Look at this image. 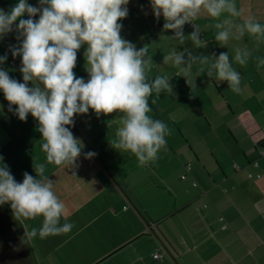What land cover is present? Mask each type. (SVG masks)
<instances>
[{
	"label": "crops",
	"instance_id": "0c3cea01",
	"mask_svg": "<svg viewBox=\"0 0 264 264\" xmlns=\"http://www.w3.org/2000/svg\"><path fill=\"white\" fill-rule=\"evenodd\" d=\"M18 2L0 0V9L9 12ZM27 2L40 7L39 0ZM235 3L242 13L236 23L255 17L264 24V0ZM126 7L128 15L119 21L122 38L137 50L148 45L153 61L149 78L168 76L173 88L171 94L149 98L148 115L163 121L171 133L156 160L140 166L130 152L114 149L110 141L123 114L97 116L90 109L75 115L70 128L83 145L75 165L48 164L38 122L31 114L21 121L15 105L9 111L0 90V167L22 183L25 172L36 177L34 166L45 164L44 175L53 180V191L66 206L60 223L74 225L66 234L43 239L37 234L31 238L33 252L41 264H264V66L256 68V57L264 58V41L257 47L255 37L245 33L220 45L211 27L216 18L202 11L193 25L183 26L181 42L172 38L174 31L163 29L165 20L154 15L150 0H129ZM195 25L203 48L188 37ZM21 42L15 25L0 37V56H7L0 70L23 83L22 58L4 50V45L19 47ZM86 47L78 50L73 70L85 81ZM173 48L184 52L185 60L188 53L218 57L222 52L232 60L236 48L249 49L247 65L233 60L241 92L208 77L207 65L201 72L193 64L184 77L180 67L164 63ZM88 152L96 155L86 159ZM248 173L261 177L251 179ZM19 221L28 233L42 227L43 217ZM156 253L158 259L153 258Z\"/></svg>",
	"mask_w": 264,
	"mask_h": 264
},
{
	"label": "clouds",
	"instance_id": "9594fccd",
	"mask_svg": "<svg viewBox=\"0 0 264 264\" xmlns=\"http://www.w3.org/2000/svg\"><path fill=\"white\" fill-rule=\"evenodd\" d=\"M129 0H39L40 7L19 0L9 12L0 9V37L13 31L22 38L19 47L12 46L13 58H22L20 72L23 83L11 78L8 72L0 70V90L8 101L9 111L21 121L29 114L38 122L41 133V150L46 162L57 166L75 165L80 157L82 143L74 137L71 126L74 116L87 114L91 109L97 116L122 113L120 127L110 141L117 151L130 152L144 166L158 157L170 135L168 126L148 115L152 111L149 98L153 93H173L168 76L150 79L153 61L149 46L139 50L122 38L120 20L128 15ZM154 15L163 16L165 31L172 30L174 39L185 40L183 26L194 22L202 11L216 18L215 40L226 45L230 38L241 39L245 33L255 37L257 47L264 41V24L255 17L236 23L234 18L242 15L235 0H150ZM228 15L221 19L223 14ZM25 14L28 19H22ZM39 14V19L33 17ZM18 22L16 24L15 22ZM201 32L195 30L188 36L196 48H203ZM84 51L87 81L77 78L74 68L77 52ZM178 52L173 48L164 56V63L171 61L180 67L184 77L190 74L193 64L200 65L207 76L220 82L239 94L241 75L233 67L235 63L245 66L252 57L247 48H236L232 60L228 53L218 57L193 55ZM7 56H0V64ZM211 60V63L209 61ZM264 66V58L256 57V68ZM32 86L29 87L28 83ZM155 104V100H152ZM96 154L88 152L86 159ZM2 159V158H0ZM258 165V162H257ZM34 166V165H33ZM36 177L25 172L22 183H18L6 166L0 167V205L10 204L16 220L43 217L42 227L32 228L29 238L39 234L40 238L69 233L71 223H60L66 211L65 204L53 191V180L45 176V164L34 166Z\"/></svg>",
	"mask_w": 264,
	"mask_h": 264
},
{
	"label": "trees",
	"instance_id": "16d2710c",
	"mask_svg": "<svg viewBox=\"0 0 264 264\" xmlns=\"http://www.w3.org/2000/svg\"><path fill=\"white\" fill-rule=\"evenodd\" d=\"M36 262L21 221L14 218L8 204L0 205V264H37Z\"/></svg>",
	"mask_w": 264,
	"mask_h": 264
},
{
	"label": "built area",
	"instance_id": "2783aa9c",
	"mask_svg": "<svg viewBox=\"0 0 264 264\" xmlns=\"http://www.w3.org/2000/svg\"><path fill=\"white\" fill-rule=\"evenodd\" d=\"M186 24H190V25H193L192 23H186ZM5 51L6 52H11L10 51V48H9V46L8 45H5ZM15 60H11L10 61V65L11 66H14V62ZM262 154H264V152H261ZM254 165L255 166H257V163H254ZM191 169V167L190 166H187V170H190ZM247 176L249 177V178H251V179H253V178H255V179H259L260 177H261V175H256V176H254L252 173H248L247 174ZM185 178V175H182L181 176V179H184ZM197 184L196 183H193V186H196ZM159 254L158 253H156V254H154L153 255V258H155V259H158L159 258Z\"/></svg>",
	"mask_w": 264,
	"mask_h": 264
},
{
	"label": "rangeland",
	"instance_id": "374dc122",
	"mask_svg": "<svg viewBox=\"0 0 264 264\" xmlns=\"http://www.w3.org/2000/svg\"><path fill=\"white\" fill-rule=\"evenodd\" d=\"M25 232H26V231H25ZM26 234H27V232H26ZM27 237H28V235H27ZM28 240H29V242L31 243V238L28 237ZM34 255H35V257H36V254H35V253H34ZM36 261H37V262H36L37 264H41V262L38 261L37 257H36Z\"/></svg>",
	"mask_w": 264,
	"mask_h": 264
}]
</instances>
